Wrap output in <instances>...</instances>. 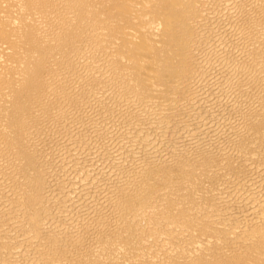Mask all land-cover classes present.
Listing matches in <instances>:
<instances>
[{
    "label": "bare ground",
    "instance_id": "1",
    "mask_svg": "<svg viewBox=\"0 0 264 264\" xmlns=\"http://www.w3.org/2000/svg\"><path fill=\"white\" fill-rule=\"evenodd\" d=\"M0 264H264V0H0Z\"/></svg>",
    "mask_w": 264,
    "mask_h": 264
}]
</instances>
